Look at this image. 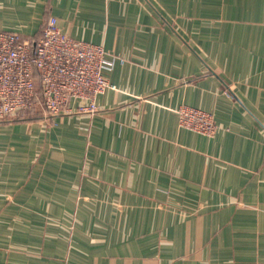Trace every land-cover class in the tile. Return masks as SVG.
I'll return each instance as SVG.
<instances>
[{
  "label": "crops",
  "instance_id": "0c3cea01",
  "mask_svg": "<svg viewBox=\"0 0 264 264\" xmlns=\"http://www.w3.org/2000/svg\"><path fill=\"white\" fill-rule=\"evenodd\" d=\"M51 16L115 87L0 120V264H264V0H0V31Z\"/></svg>",
  "mask_w": 264,
  "mask_h": 264
},
{
  "label": "built area",
  "instance_id": "2783aa9c",
  "mask_svg": "<svg viewBox=\"0 0 264 264\" xmlns=\"http://www.w3.org/2000/svg\"><path fill=\"white\" fill-rule=\"evenodd\" d=\"M106 54L102 44L64 32L55 16L35 39L0 31V120L26 111L58 115L73 110L72 100H81L78 111L97 110V96L115 87L106 74L113 68ZM177 113L182 127L216 133L213 113L186 104Z\"/></svg>",
  "mask_w": 264,
  "mask_h": 264
},
{
  "label": "rangeland",
  "instance_id": "374dc122",
  "mask_svg": "<svg viewBox=\"0 0 264 264\" xmlns=\"http://www.w3.org/2000/svg\"><path fill=\"white\" fill-rule=\"evenodd\" d=\"M42 113L46 114L47 116H51L50 114L42 111V110H38L37 112L35 113H32L31 115L35 116V117H38L39 115H41Z\"/></svg>",
  "mask_w": 264,
  "mask_h": 264
}]
</instances>
